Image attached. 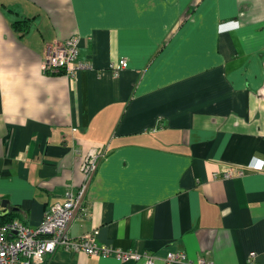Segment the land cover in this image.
<instances>
[{
	"label": "crops",
	"instance_id": "0c3cea01",
	"mask_svg": "<svg viewBox=\"0 0 264 264\" xmlns=\"http://www.w3.org/2000/svg\"><path fill=\"white\" fill-rule=\"evenodd\" d=\"M72 35L90 67L46 74V45ZM92 147L72 238L264 264V0H0V216L38 226ZM43 264L144 263L58 248Z\"/></svg>",
	"mask_w": 264,
	"mask_h": 264
},
{
	"label": "built area",
	"instance_id": "2783aa9c",
	"mask_svg": "<svg viewBox=\"0 0 264 264\" xmlns=\"http://www.w3.org/2000/svg\"><path fill=\"white\" fill-rule=\"evenodd\" d=\"M80 36L72 35L65 40H56L46 45L44 50V71L46 74L64 73L75 76L76 72L89 68V63L79 58ZM128 66V60L122 58L112 64V71L118 75L120 70ZM105 150L92 147L84 156L81 164L83 180L76 189H68L63 201L50 205L44 212L40 224L30 227L18 219L0 221V264H43L47 255L58 248L83 251L88 255L114 256L123 261H141L144 264H156V255L148 251L122 249L97 242L98 232L91 230L78 238H72L69 230L77 216L87 217L90 214L86 198L98 170ZM256 170L264 172V163ZM247 168L228 167L219 173L224 178L243 175ZM165 264L190 262V264H215L213 260L199 257L193 261L185 251L170 249L165 255ZM249 264H259L256 252L248 257Z\"/></svg>",
	"mask_w": 264,
	"mask_h": 264
},
{
	"label": "trees",
	"instance_id": "16d2710c",
	"mask_svg": "<svg viewBox=\"0 0 264 264\" xmlns=\"http://www.w3.org/2000/svg\"><path fill=\"white\" fill-rule=\"evenodd\" d=\"M12 27L14 28L15 31H17L18 33H20L23 36L28 32V30L30 28V19L28 20V18H26V19L16 20L12 23ZM12 219H13V217L8 219V220H5L4 217L0 216L1 222L9 221Z\"/></svg>",
	"mask_w": 264,
	"mask_h": 264
},
{
	"label": "water",
	"instance_id": "95a60500",
	"mask_svg": "<svg viewBox=\"0 0 264 264\" xmlns=\"http://www.w3.org/2000/svg\"><path fill=\"white\" fill-rule=\"evenodd\" d=\"M8 202H9L8 200H3V201H2L1 205H2V207H4V208H3V210L0 211V214H1V215H5V214L7 213V211H8V207H7V206H8V205H7Z\"/></svg>",
	"mask_w": 264,
	"mask_h": 264
}]
</instances>
